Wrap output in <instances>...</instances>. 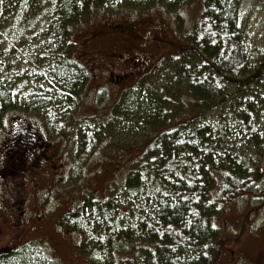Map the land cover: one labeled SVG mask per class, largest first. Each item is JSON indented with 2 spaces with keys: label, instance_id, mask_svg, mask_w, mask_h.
<instances>
[{
  "label": "rangeland",
  "instance_id": "1",
  "mask_svg": "<svg viewBox=\"0 0 264 264\" xmlns=\"http://www.w3.org/2000/svg\"><path fill=\"white\" fill-rule=\"evenodd\" d=\"M156 1L170 7L179 0H152V6L139 8L119 0L107 5L110 11L96 9L74 27L70 58L77 56L88 76L79 74L69 89L59 81L55 62L58 50L68 46L47 30L56 1L32 6L27 1L10 14L8 8L0 10V92L31 119L38 134L33 136L25 121L10 122L18 133L0 144V251L33 243L39 259L53 254L57 264H100L107 257L86 258L77 246L89 237L107 244L109 220L98 210L80 207L76 218L63 215L107 187L118 188L147 144V131L106 119L118 97L126 87H165L173 67L182 64L183 32L201 3L181 6L176 15L177 8ZM225 1L234 11L248 58L262 57L264 63V0ZM121 26H130L129 31L119 33ZM83 77L86 82L76 92ZM211 81L226 99L219 95L210 111L195 117L193 102L180 104L176 97L178 106L171 102L170 108L175 115L184 110L178 122L194 117L212 129L220 150L230 151L260 176L245 196L225 202L215 217L221 237L213 264H254L264 258V84L245 89L226 86L215 76ZM116 198L126 220L128 213L136 212L138 220L150 211L137 198L119 193Z\"/></svg>",
  "mask_w": 264,
  "mask_h": 264
},
{
  "label": "trees",
  "instance_id": "2",
  "mask_svg": "<svg viewBox=\"0 0 264 264\" xmlns=\"http://www.w3.org/2000/svg\"><path fill=\"white\" fill-rule=\"evenodd\" d=\"M27 1L32 6L39 0H0V10L8 8L6 12L10 14ZM55 1V14L49 17L47 30L54 37L62 38L68 46L58 50L55 62L59 81L69 89L76 84L79 74L88 76L83 62L77 56L70 58L75 47L70 39L74 27L96 9L110 11L107 5L119 0ZM195 2L201 3V9L183 32L182 64L173 67L166 86L160 84L152 90L142 86L126 87L112 108L113 112L107 115L106 119L119 120L133 129L147 131V144L130 164L118 188L107 187V193L97 192L91 200L83 204L81 201L63 215L76 218L80 207L98 210L109 220L111 234L107 244L89 237L88 240L80 239L77 246V253L86 258L106 255L100 264H213L221 237L215 225L217 212L225 202V205L231 204L230 200L235 196H245L247 187L260 177L230 151L220 150L212 129L198 124L194 117L178 122L176 116L185 114L184 110L175 115V110L170 108L171 102L177 105L178 100L172 99L176 97L180 104L193 102L195 117L210 111L221 95L217 87H212L214 76L226 86L233 84L247 89L252 84H264L263 59L252 62L250 56L248 58L242 32L228 1L179 0L173 6H167L172 11L177 8L174 13L179 15V7ZM146 4L152 6V0H128L129 6H126L139 8ZM129 27L121 26L119 33L129 31ZM86 79L83 77L76 92ZM221 97L226 99L224 95ZM19 120L28 124L23 127L30 124L33 127L31 119L23 116L19 106L14 105L5 92H0L2 146L12 133H18L19 129L12 123H19ZM32 130L33 136H38L37 129L33 127ZM3 152L0 149V155ZM118 193L125 199L144 201L150 208L148 215L137 220L136 212H133L126 214L129 220L124 219V211L121 212L116 198ZM22 244L3 248L0 264L59 262L53 254H45L43 260L39 259L33 250L38 247L33 243Z\"/></svg>",
  "mask_w": 264,
  "mask_h": 264
},
{
  "label": "flooded vegetation",
  "instance_id": "3",
  "mask_svg": "<svg viewBox=\"0 0 264 264\" xmlns=\"http://www.w3.org/2000/svg\"><path fill=\"white\" fill-rule=\"evenodd\" d=\"M260 258H261V260L264 262V258L262 257V256H260ZM257 261L256 263H254V264H263V262L262 261Z\"/></svg>",
  "mask_w": 264,
  "mask_h": 264
}]
</instances>
